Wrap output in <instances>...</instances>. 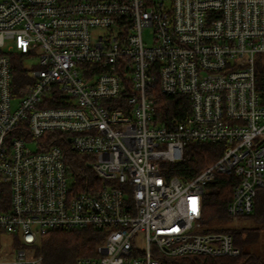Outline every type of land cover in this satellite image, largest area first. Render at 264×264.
<instances>
[{"label":"built area","instance_id":"1","mask_svg":"<svg viewBox=\"0 0 264 264\" xmlns=\"http://www.w3.org/2000/svg\"><path fill=\"white\" fill-rule=\"evenodd\" d=\"M8 41L37 61L21 95ZM259 53L264 0H0V230L33 246L55 229H103L79 264L239 255L231 233L203 231L202 198L217 173H235L227 213L238 220L264 188ZM157 89L187 95L188 115L162 124ZM53 131L92 156L98 191L74 190L63 148L44 145ZM189 140L222 142L224 153L189 180L168 177L164 163L182 160ZM32 251L0 264H42Z\"/></svg>","mask_w":264,"mask_h":264},{"label":"trees","instance_id":"2","mask_svg":"<svg viewBox=\"0 0 264 264\" xmlns=\"http://www.w3.org/2000/svg\"><path fill=\"white\" fill-rule=\"evenodd\" d=\"M28 54L14 51L11 53L14 74L13 90L18 93L21 85L28 81V69L25 65ZM257 87L264 90V53L256 57ZM125 92L122 94L125 97ZM158 119L164 125H172L174 120H183L191 109L187 95H168L156 90ZM70 103L55 101L48 106H65ZM46 105V106H47ZM24 124L12 133L23 134ZM44 145L59 144L65 154L68 172L72 177V185L76 191H98L104 184L100 181L92 167V156L73 149L68 135L59 131L49 132L44 137ZM224 143L213 141L189 140L184 147L182 160L164 163L163 171L168 176H179L182 180H189L213 164L224 153ZM235 173H217L213 181L209 182L203 194L202 222L204 232L223 231L232 234L234 244L240 248L239 255L211 256L203 254H188L171 258L167 264H264V253L253 252L252 245L258 240L259 226L233 224L227 213L234 187L239 182ZM260 202L259 193L255 198V208L250 215L241 217V221L258 217ZM239 219V220H240ZM4 231L0 230V236ZM1 238V237H0ZM103 229L87 227L83 229H55L46 235H40L33 244L34 254L43 255L42 264H79V259L92 257L97 254V246L104 241ZM16 246H22V240L15 234Z\"/></svg>","mask_w":264,"mask_h":264},{"label":"rangeland","instance_id":"3","mask_svg":"<svg viewBox=\"0 0 264 264\" xmlns=\"http://www.w3.org/2000/svg\"><path fill=\"white\" fill-rule=\"evenodd\" d=\"M144 39L147 43L151 44L153 42V29L151 27H146L144 30ZM13 43L15 45L14 49H12V51H17L16 48V43L15 41H8L7 45L3 48V50H7L8 45ZM37 63V61L35 59H27L25 61V65L28 67H33L35 66V64ZM33 79V76L30 74L28 75V81ZM26 83V82H25ZM27 86L24 85V83L21 85V88L19 90V92L17 93V95H21L22 93H24L27 88ZM19 104V98L18 97H14L13 101H12V106L13 108H16ZM28 146L31 149H36V143L35 142H29ZM72 180V179H71ZM258 193H259V197H260V202L258 203V207L261 208L260 210H258V217H253L250 218L248 220H244L241 221V219L239 220H234L232 219V223L234 224H246L248 226H259L260 229V234H259V238L258 240L252 245V250L253 252L257 253V254H263L264 253V188H259L258 189ZM0 258L2 259H11L13 257H16L17 253H18V248L16 246V241H15V234H11L8 232H3L2 235L0 236ZM22 248H26L27 250H33L32 246H23ZM33 252V251H32Z\"/></svg>","mask_w":264,"mask_h":264},{"label":"water","instance_id":"4","mask_svg":"<svg viewBox=\"0 0 264 264\" xmlns=\"http://www.w3.org/2000/svg\"><path fill=\"white\" fill-rule=\"evenodd\" d=\"M71 140V137H69V141Z\"/></svg>","mask_w":264,"mask_h":264}]
</instances>
